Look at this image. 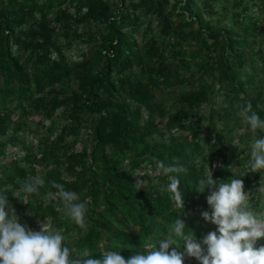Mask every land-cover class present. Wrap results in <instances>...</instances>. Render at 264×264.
<instances>
[{
  "label": "trees",
  "instance_id": "obj_1",
  "mask_svg": "<svg viewBox=\"0 0 264 264\" xmlns=\"http://www.w3.org/2000/svg\"><path fill=\"white\" fill-rule=\"evenodd\" d=\"M74 1L71 13L67 5ZM204 5L210 8V0ZM236 8L233 17L239 19L249 5L236 0ZM52 9L56 13L50 18ZM194 9V0H0V194L8 201L6 211L14 209L23 225L31 216L51 222L67 235L74 256L99 258L120 250L127 259L166 236L175 217L197 241L203 231H215L202 218L203 212L211 213L207 196L214 189L195 188L207 165L214 180L242 179L246 191H256L250 202L261 210L257 188L264 171L249 172L251 149L232 145L227 152L230 141L223 137L228 128H243L240 139L264 137L236 115L251 102L264 120L263 90L255 83L264 84V52L247 55L242 49L250 46L247 36L204 23ZM146 16L144 31H152L156 16L160 34L151 33L139 45L133 33ZM256 23L249 17L244 30ZM74 41L81 45L72 60L67 50ZM247 57L258 66L257 78H245L253 87L248 92L240 80ZM175 93L178 102L170 109L161 97ZM56 115L63 121L54 130ZM46 120L47 133L27 143L23 135L30 133L31 121L44 125ZM11 147L23 155L10 154ZM152 156L187 169L178 174L184 200L179 216L182 210L167 191L168 177L156 171ZM140 166L154 170L156 183L149 178L144 188L138 185ZM33 177L45 181L40 194L21 192ZM53 181L87 205L86 234L65 215L59 198L49 196L56 192ZM16 192L21 198L13 196ZM184 264L199 261L185 257Z\"/></svg>",
  "mask_w": 264,
  "mask_h": 264
},
{
  "label": "clouds",
  "instance_id": "obj_2",
  "mask_svg": "<svg viewBox=\"0 0 264 264\" xmlns=\"http://www.w3.org/2000/svg\"><path fill=\"white\" fill-rule=\"evenodd\" d=\"M236 115L253 134L258 130L264 132V120L252 110L251 102L243 105ZM250 156L249 172L264 171V137L252 142ZM151 160L156 171L168 177L167 191L175 208L182 210L177 214L179 216L183 213L184 200L179 190L178 174L186 173L187 169L166 165L155 156ZM137 182L143 184L144 181ZM44 184L43 178L33 177L22 185L21 192L39 195ZM51 187L56 192L49 193V196L59 198L65 215L78 226L81 235L86 234L89 228L87 205L64 184L53 181ZM195 188L201 193L205 188L214 189L207 196L211 213L203 212L202 218L215 225V231L197 241L192 231H186L185 223L175 217L168 225L166 236H159L155 242L146 245V250H137L127 259L120 250L105 251L99 258L86 253L74 256L66 245L67 237L62 230L44 220L39 231L30 230L19 222L14 209L5 210L8 201L0 194V264H184L186 256L195 258L199 264H264V244H258L264 239V210H257L251 204V193L244 189L243 180H214L207 165V174L198 180ZM13 196L21 198L20 192Z\"/></svg>",
  "mask_w": 264,
  "mask_h": 264
},
{
  "label": "rangeland",
  "instance_id": "obj_3",
  "mask_svg": "<svg viewBox=\"0 0 264 264\" xmlns=\"http://www.w3.org/2000/svg\"><path fill=\"white\" fill-rule=\"evenodd\" d=\"M109 1H116V0H109ZM162 1V0H160ZM168 3L173 4L174 1L176 0H167ZM183 1V0H182ZM195 1V9L194 12H199L201 14L202 20L204 23H208L211 26H214L216 28H220V27H228L230 28L232 31L234 32H238L241 35H245L248 38V41L250 43V46H244L245 48H242L243 51L247 54L250 55L252 57H254L255 55H257L256 51L258 49H261L264 52V3L263 0H242L243 3H248L249 8L247 10L246 13H244V15L242 17H240L239 19L236 17H233V13L235 11H238L239 8H236V0H210V8L209 6H205L204 5V0H194ZM183 2H181L179 5H177L178 9H181ZM126 5V4H125ZM223 6H227V10H224ZM75 1L71 2L70 4L67 5V9L68 11H70L71 13L75 10ZM127 7V5H126ZM56 13V9H52L47 11V15L52 18ZM249 17L252 19L253 21L255 20L257 23L255 24L254 27L252 26H247L246 30H244V27L247 25V23H249ZM175 17L173 16V19ZM149 17H143L140 20H138V24H139V31L134 32V37L137 38L138 44L141 45L144 41L145 38L150 37L151 33L153 35H155L156 37H159V20L156 19V16H154V19L151 20V24H150V28L152 29V31L150 32H145L144 31V27L146 26L147 22H148ZM238 19V23L236 22V20ZM240 23H242V25H240ZM74 47L72 49L67 50V53H69V55L71 56V59L73 60L75 57H73L72 55H77V50L80 47V42L79 41H74ZM242 47V46H241ZM251 58V57H250ZM247 57V64L245 65V69L241 70V76H240V80L243 82L244 84V88L246 89V91L248 92L249 90H252L253 87H251L250 85H248L245 82V78L247 75H254L255 78H257V63L252 61L251 59ZM256 84L259 83L258 85L262 88L263 90V95H264V84H262L261 82L256 81ZM255 85V84H254ZM257 86V85H256ZM189 88V86H186L184 88H180L178 90V92L180 93V90H187ZM214 93L219 96L220 95V91L215 90ZM264 97V96H263ZM166 106L169 107L171 109V107H173L174 105H176V103L178 102V95L172 94L170 96H165L164 98L161 97ZM221 98V97H220ZM219 99V98H218ZM169 109V112H170ZM31 119V118H30ZM63 121L62 117H60L59 115H56L54 118V130H57V128L59 127L60 123ZM50 121L46 120L44 122V125H36L33 124V121H31V124L29 125L31 131L30 133L28 132L25 136V141L27 143H30V141L33 142V144H35L38 141V138L41 137L42 135H44L45 133H47L46 131V127L49 126ZM221 123V122H219ZM218 123V125H219ZM220 126V125H219ZM243 130V128H242ZM241 129H225V133L226 136L223 137V141H230V143H226V147L225 150L228 152L231 148L232 145H239L238 149H251V144L252 142L255 140V138L253 136H251L250 138H243L240 139L241 137L238 136V133H240L242 131ZM176 134V137H181V134H179L176 131H173ZM80 143H77L75 145V149H78L80 147ZM8 152L10 154H15V156H17L18 158H20L23 155V150L22 149H18V147H11L8 149ZM19 160V159H18ZM20 163H22V161H20ZM138 174H141L143 176H136ZM152 178L153 181L156 183V177L154 175V170L150 167V166H140L139 168L136 169L135 171V179L136 180H141L144 181L143 184L138 182V185L142 188L145 187V184L147 183L148 179ZM260 189L259 190V207L261 208V210H264V182L261 183V185L257 188ZM252 195H256L253 190L249 191ZM31 220H25V225L27 226V224H29V222H31V225L28 227L30 230L32 231H39L40 230V221H36L35 218L33 216L30 217ZM58 229V228H57ZM210 232V230H205L203 231L202 234V238L208 233ZM65 235V234H64ZM67 237V235H65ZM258 244H264V239H261ZM187 257V256H186Z\"/></svg>",
  "mask_w": 264,
  "mask_h": 264
}]
</instances>
